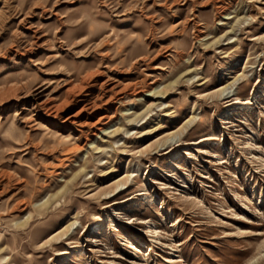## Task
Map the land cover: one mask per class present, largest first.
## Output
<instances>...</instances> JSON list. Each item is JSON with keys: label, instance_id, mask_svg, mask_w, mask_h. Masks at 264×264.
Wrapping results in <instances>:
<instances>
[{"label": "rangeland", "instance_id": "374dc122", "mask_svg": "<svg viewBox=\"0 0 264 264\" xmlns=\"http://www.w3.org/2000/svg\"><path fill=\"white\" fill-rule=\"evenodd\" d=\"M0 264H264V0H0Z\"/></svg>", "mask_w": 264, "mask_h": 264}, {"label": "bare ground", "instance_id": "6f19581e", "mask_svg": "<svg viewBox=\"0 0 264 264\" xmlns=\"http://www.w3.org/2000/svg\"><path fill=\"white\" fill-rule=\"evenodd\" d=\"M228 15H229V13H226V16H228ZM145 92H146V91H142L141 93L145 94ZM100 129H102V127H101ZM155 231H156V230H155ZM2 258H4V257H1V259H2Z\"/></svg>", "mask_w": 264, "mask_h": 264}]
</instances>
